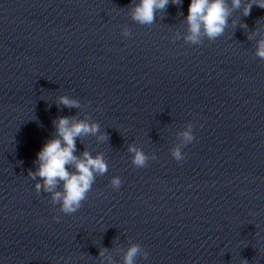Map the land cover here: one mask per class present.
<instances>
[{
    "label": "clouds",
    "instance_id": "1",
    "mask_svg": "<svg viewBox=\"0 0 264 264\" xmlns=\"http://www.w3.org/2000/svg\"><path fill=\"white\" fill-rule=\"evenodd\" d=\"M169 3L182 4V0H138L130 4L129 15L137 24L151 26L156 21L157 12H164ZM253 5L264 9V0H190L188 14L184 19L186 29L183 35L177 33L173 41L183 39L186 43L200 45L206 38L214 41L221 37L229 24L234 11L239 10L241 15H250ZM234 25L236 21L232 22ZM243 29L248 25L241 23ZM254 32L247 34L248 39ZM121 35L125 38L131 35L130 30L124 26ZM255 56L264 61V37L256 42ZM58 105L67 108H81L77 99L67 95H60ZM55 134L49 138L36 154L35 170H28V177L36 181L35 190L50 194L51 203L59 204L60 212L70 215L76 213L82 203L88 198V193L97 176H102L108 171V163L105 154L100 152L92 155L88 150L77 155L76 141L86 136H95L98 141H105L108 136L100 132L98 122L85 114L83 118L78 116H59L53 120ZM180 143L170 149V154L177 162L185 159L182 148L194 140L193 125L188 123L178 132ZM127 151L132 154L131 163L136 168L147 167L150 159H156L155 154L149 156L135 144H128ZM39 178V179H38ZM122 184L119 176L110 180L113 189L118 190ZM59 222L60 217H53ZM108 249H101L99 256L106 264H116V261L106 255ZM149 253L139 243H130L122 256V264H136L138 257L148 258Z\"/></svg>",
    "mask_w": 264,
    "mask_h": 264
}]
</instances>
